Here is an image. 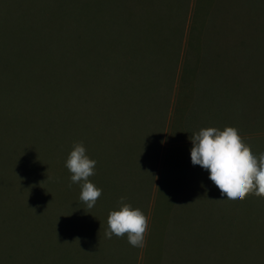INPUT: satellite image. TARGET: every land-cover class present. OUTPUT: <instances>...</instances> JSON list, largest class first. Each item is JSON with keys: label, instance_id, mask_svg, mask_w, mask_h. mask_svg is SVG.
I'll list each match as a JSON object with an SVG mask.
<instances>
[{"label": "rangeland", "instance_id": "rangeland-1", "mask_svg": "<svg viewBox=\"0 0 264 264\" xmlns=\"http://www.w3.org/2000/svg\"><path fill=\"white\" fill-rule=\"evenodd\" d=\"M226 126L264 152V0H0V264H264V198L191 162ZM121 197L143 248L105 237Z\"/></svg>", "mask_w": 264, "mask_h": 264}, {"label": "clouds", "instance_id": "clouds-1", "mask_svg": "<svg viewBox=\"0 0 264 264\" xmlns=\"http://www.w3.org/2000/svg\"><path fill=\"white\" fill-rule=\"evenodd\" d=\"M191 162L209 172V179L226 195L228 200H244L248 195L264 198V152L258 156L251 150L239 130L226 126L201 128L192 134ZM97 161L86 154L83 142H76L66 160L71 173V184L81 187L80 201L88 209L95 206L103 190L90 177L95 175ZM69 184V187H71ZM121 197L117 210H111L107 217L105 237L113 235L123 238L132 247L143 248L149 228V218L140 208H134Z\"/></svg>", "mask_w": 264, "mask_h": 264}]
</instances>
